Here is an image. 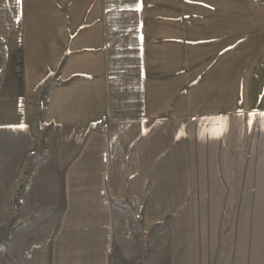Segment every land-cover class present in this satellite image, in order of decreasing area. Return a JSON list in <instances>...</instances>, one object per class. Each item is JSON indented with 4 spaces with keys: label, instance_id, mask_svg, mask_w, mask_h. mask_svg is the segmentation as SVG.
Masks as SVG:
<instances>
[{
    "label": "crops",
    "instance_id": "0c3cea01",
    "mask_svg": "<svg viewBox=\"0 0 264 264\" xmlns=\"http://www.w3.org/2000/svg\"><path fill=\"white\" fill-rule=\"evenodd\" d=\"M232 2L0 0V215L49 264L162 231L168 264H264V11Z\"/></svg>",
    "mask_w": 264,
    "mask_h": 264
},
{
    "label": "rangeland",
    "instance_id": "374dc122",
    "mask_svg": "<svg viewBox=\"0 0 264 264\" xmlns=\"http://www.w3.org/2000/svg\"><path fill=\"white\" fill-rule=\"evenodd\" d=\"M199 2V12L232 14L238 7L235 5L238 2L232 0H199ZM250 2L254 8L264 11V0H250ZM47 227L48 223L45 222L29 220L19 223L14 215H0V264H49ZM167 262V232L162 231L147 238L145 252L135 264H168Z\"/></svg>",
    "mask_w": 264,
    "mask_h": 264
},
{
    "label": "snow or ice",
    "instance_id": "6c2138e0",
    "mask_svg": "<svg viewBox=\"0 0 264 264\" xmlns=\"http://www.w3.org/2000/svg\"><path fill=\"white\" fill-rule=\"evenodd\" d=\"M142 2L141 3H139V4H137L133 9H130V10H132V11H136V12H139V11H141L142 10ZM240 115H243V113H240ZM250 115H255V113H250ZM261 115H264V114H261Z\"/></svg>",
    "mask_w": 264,
    "mask_h": 264
},
{
    "label": "built area",
    "instance_id": "2783aa9c",
    "mask_svg": "<svg viewBox=\"0 0 264 264\" xmlns=\"http://www.w3.org/2000/svg\"><path fill=\"white\" fill-rule=\"evenodd\" d=\"M105 122V121H104Z\"/></svg>",
    "mask_w": 264,
    "mask_h": 264
}]
</instances>
